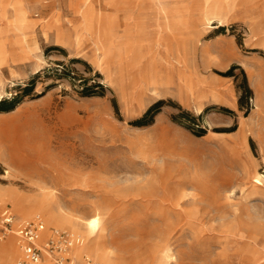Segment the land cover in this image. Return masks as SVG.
<instances>
[{
	"label": "rangeland",
	"instance_id": "374dc122",
	"mask_svg": "<svg viewBox=\"0 0 264 264\" xmlns=\"http://www.w3.org/2000/svg\"><path fill=\"white\" fill-rule=\"evenodd\" d=\"M5 100L0 264L64 216L104 264H264V0H0Z\"/></svg>",
	"mask_w": 264,
	"mask_h": 264
},
{
	"label": "built area",
	"instance_id": "2783aa9c",
	"mask_svg": "<svg viewBox=\"0 0 264 264\" xmlns=\"http://www.w3.org/2000/svg\"><path fill=\"white\" fill-rule=\"evenodd\" d=\"M0 221L2 237L10 230L14 214L9 208L2 210ZM44 220L36 217L25 221L17 230L18 245L21 250V264H104L96 258L83 254L78 257L74 253L75 236L64 230L51 228L47 235ZM1 237V236H0Z\"/></svg>",
	"mask_w": 264,
	"mask_h": 264
},
{
	"label": "bare ground",
	"instance_id": "6f19581e",
	"mask_svg": "<svg viewBox=\"0 0 264 264\" xmlns=\"http://www.w3.org/2000/svg\"><path fill=\"white\" fill-rule=\"evenodd\" d=\"M258 177L259 176H256V178H258ZM49 206H51V205H49ZM39 208L41 210H46L48 212V215H49L48 218L50 220H52L53 217H56V214L54 212H52L51 210H48L46 205L41 204L39 206ZM63 219H64V221H63L64 227H66L72 231L80 233L79 236L75 237L76 242H77L76 244H78V243L81 244V245L78 244L79 246L77 245L78 246V253L80 255H83L84 253L89 252L92 255H94L95 257L104 259L106 261H108V259H110L108 256L109 254H106L107 252L105 253L103 251L104 247L102 245H100V242L95 240L97 238V236H95V235H97L96 232H97V229L99 228V223H100L99 218L94 217V218L90 219L87 223L82 224V225H80L78 223H74L72 219H69L65 216L63 217ZM70 233H72V232H70ZM82 234H83V237L81 236ZM73 235L75 236V234H73Z\"/></svg>",
	"mask_w": 264,
	"mask_h": 264
},
{
	"label": "trees",
	"instance_id": "16d2710c",
	"mask_svg": "<svg viewBox=\"0 0 264 264\" xmlns=\"http://www.w3.org/2000/svg\"><path fill=\"white\" fill-rule=\"evenodd\" d=\"M29 87L25 88V91H29ZM85 95H90L89 92H85ZM15 101L12 102H8V101H1L0 103V109L1 110H8L9 108H11L13 106ZM158 105H153L151 108H149V110L145 113V115L139 120V123H143V122H147V120L149 119V117L155 115L157 113L158 110L157 109Z\"/></svg>",
	"mask_w": 264,
	"mask_h": 264
},
{
	"label": "crops",
	"instance_id": "0c3cea01",
	"mask_svg": "<svg viewBox=\"0 0 264 264\" xmlns=\"http://www.w3.org/2000/svg\"><path fill=\"white\" fill-rule=\"evenodd\" d=\"M78 257H81V256H78Z\"/></svg>",
	"mask_w": 264,
	"mask_h": 264
}]
</instances>
